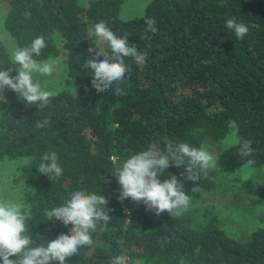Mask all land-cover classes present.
Segmentation results:
<instances>
[{"label":"trees","instance_id":"obj_1","mask_svg":"<svg viewBox=\"0 0 264 264\" xmlns=\"http://www.w3.org/2000/svg\"><path fill=\"white\" fill-rule=\"evenodd\" d=\"M121 2L0 0L3 27L16 46L43 36L47 47L34 58L61 53L67 75L41 110L7 89L8 103H0V159H22L17 168L33 241L46 246L68 234L70 224L47 221L44 213L80 189L105 196L112 218L93 233V245L82 246L66 264H109L116 256L129 264H264V224L243 235L228 232L198 193L212 190L219 174L247 166V159L264 167V0H147L140 14L128 18L119 16ZM232 17L249 26L243 40L225 27ZM146 18L155 20V34L145 30ZM100 21L148 53L142 64L125 58L131 71L119 93L118 85L97 92L91 84L87 60L94 53L88 49L97 48L88 33ZM99 47L111 54L106 43ZM10 61L0 39V67L7 70ZM46 118L48 127H35ZM229 131L235 141L216 153L217 167L207 177L194 184L181 176L183 167L174 166L159 177L171 174L184 182L192 205L180 216H156L142 203L117 199L120 186L113 175L131 155L153 145L163 149L168 141L199 148L204 137L215 140ZM237 137L251 141L252 157L237 154ZM52 151L63 175L49 180L37 168ZM257 195L264 198V183Z\"/></svg>","mask_w":264,"mask_h":264},{"label":"clouds","instance_id":"obj_2","mask_svg":"<svg viewBox=\"0 0 264 264\" xmlns=\"http://www.w3.org/2000/svg\"><path fill=\"white\" fill-rule=\"evenodd\" d=\"M146 31L155 34L158 29L153 18H146ZM225 27L232 31L235 37L243 40L249 32V26L238 22L235 17L225 21ZM89 38L96 37V48L90 47L87 67L93 78L92 87L97 92L111 89L118 85L115 91L119 93L131 68L125 63V58H132L142 64L148 58L147 52H141L135 44H131L127 36H117L107 22L95 23L89 30ZM223 42V40H221ZM107 44L110 55L101 44ZM47 47L43 36L32 40L30 46L17 47L11 52V67L3 70L0 67V103H8L5 90L13 91L18 99L26 105H35L39 110L48 106L58 93L48 90L42 83L43 78L52 77L60 65L57 58L37 60L42 50ZM220 50V49H219ZM221 51V50H220ZM103 57V59H98ZM17 65H19L17 67ZM15 71L16 75H11ZM77 95V89L75 90ZM229 126L238 131L236 121L230 120ZM50 121L46 118L37 121L35 127L46 128ZM239 145L238 155L242 158L252 157L254 149L251 141L237 137ZM58 154L54 151L43 154L38 172L49 180L63 175V169L58 164ZM219 155L214 154L208 144L199 148L179 142L168 141L164 148L149 146L146 150L131 155L117 169V183L120 191L117 199H130L133 203H142L147 211L156 216L167 212L170 216L178 217L186 212L191 204V197L184 189V182L175 175H168L161 181L159 177L165 174L170 166L183 167L181 176L192 183L200 181L202 175L207 177L208 172L217 167ZM254 159H247L246 165L251 167ZM108 199L103 195L88 193L85 190H75L70 194L63 205L51 210H45L47 221H60L71 227L68 234L61 233L45 245H36L30 235L26 221L31 219L30 210L24 205L10 201H0V261L2 264H66V259L77 255L82 246H91L92 238L98 227H105L111 220L107 208ZM130 222V221H129ZM116 243L123 246L124 240L117 238ZM10 257H13L10 259ZM125 256H116L109 264H126Z\"/></svg>","mask_w":264,"mask_h":264},{"label":"rangeland","instance_id":"obj_3","mask_svg":"<svg viewBox=\"0 0 264 264\" xmlns=\"http://www.w3.org/2000/svg\"><path fill=\"white\" fill-rule=\"evenodd\" d=\"M146 1L122 0L119 16L121 18H128L140 14ZM2 4L6 7L5 3ZM93 37H91L92 40L96 41V37ZM0 39L11 58V52L17 46L3 27V13L0 14ZM61 57L62 55L59 53L58 55L44 58H57L61 61L56 73L52 77L43 78L42 80V83L48 90L56 91L65 84V77L67 75L65 64ZM207 138L204 137L201 140V145L208 144L210 149L214 151V154L235 141L233 131H229L224 136L215 140H206ZM20 161H22L21 158L0 159V201H10L25 205L22 199L24 182L17 168V164ZM263 169L264 167L240 166L234 170L219 174L216 185L212 190L198 191L200 199L201 197L203 198V202L206 203L211 212L215 213L218 222L228 232H236L238 235H243L251 226L264 224V198L257 195V186L264 183ZM248 186L252 188L251 191L247 190ZM247 235L248 233L244 237ZM233 237L238 238L236 236ZM126 264L129 263L126 262Z\"/></svg>","mask_w":264,"mask_h":264}]
</instances>
